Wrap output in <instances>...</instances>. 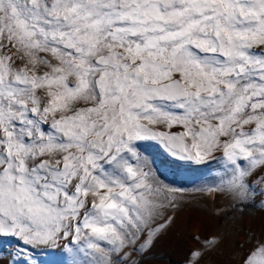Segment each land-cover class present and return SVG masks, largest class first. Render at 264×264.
Returning a JSON list of instances; mask_svg holds the SVG:
<instances>
[{
    "label": "snow or ice",
    "instance_id": "obj_1",
    "mask_svg": "<svg viewBox=\"0 0 264 264\" xmlns=\"http://www.w3.org/2000/svg\"><path fill=\"white\" fill-rule=\"evenodd\" d=\"M149 148L212 202L185 264H264V0H0V264L160 258Z\"/></svg>",
    "mask_w": 264,
    "mask_h": 264
},
{
    "label": "rangeland",
    "instance_id": "obj_2",
    "mask_svg": "<svg viewBox=\"0 0 264 264\" xmlns=\"http://www.w3.org/2000/svg\"><path fill=\"white\" fill-rule=\"evenodd\" d=\"M149 152L153 153L157 167L167 176L168 180L174 181L177 185H186L187 190L182 194L185 199L184 209L179 213L175 226L160 245V258L149 260L147 264H185L189 250L194 247L190 238L191 234L199 232L201 235H207L217 227L215 218L205 209V205L211 208L212 202L201 200L198 193L191 187V179L202 173L177 170L159 150L149 148ZM225 251L224 244H221L220 248L206 257V264H230L227 255H222ZM41 259L49 258L41 257Z\"/></svg>",
    "mask_w": 264,
    "mask_h": 264
}]
</instances>
